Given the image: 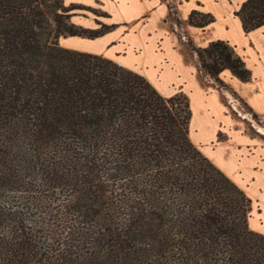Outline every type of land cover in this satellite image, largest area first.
<instances>
[{"label":"trees","instance_id":"obj_1","mask_svg":"<svg viewBox=\"0 0 264 264\" xmlns=\"http://www.w3.org/2000/svg\"><path fill=\"white\" fill-rule=\"evenodd\" d=\"M73 9L88 10L0 0V264H264L251 200L189 138L188 99L61 47L112 28H77ZM233 15L244 33L264 26V0ZM188 46L217 84L250 79L227 42Z\"/></svg>","mask_w":264,"mask_h":264},{"label":"crops","instance_id":"obj_2","mask_svg":"<svg viewBox=\"0 0 264 264\" xmlns=\"http://www.w3.org/2000/svg\"><path fill=\"white\" fill-rule=\"evenodd\" d=\"M244 1L63 0L65 7L88 9L70 12L69 23L75 27L112 28L94 39L61 37L59 45L110 59L143 76L165 98L187 95L191 142L249 197L248 227L260 233L264 232V26L243 32L233 13ZM193 10L210 14L214 21L203 28L190 26L187 20ZM182 40L194 48L227 42L250 79L241 81L224 70L218 75L222 85L217 84ZM247 124L256 133L247 131ZM220 147L223 150L216 153Z\"/></svg>","mask_w":264,"mask_h":264},{"label":"rangeland","instance_id":"obj_3","mask_svg":"<svg viewBox=\"0 0 264 264\" xmlns=\"http://www.w3.org/2000/svg\"><path fill=\"white\" fill-rule=\"evenodd\" d=\"M222 7H220V10L222 11V9H221ZM183 41V40H182ZM183 43H185V44H188V40H185V41H183ZM186 50H187V52L190 54L191 53V49H190V47L189 46H187L186 45ZM182 95V94H181ZM182 96H184V97H186L187 99H188V97H187V95H182ZM224 105H225V107H227V108H229L230 109V107H229V105L225 102L224 103ZM194 114H195V110H193L192 111ZM233 114H234V116L236 117V113H234L233 112ZM245 129L247 130V131H252L253 133H256L255 131H254V129L252 128V127H250L248 124L245 126ZM252 132H250V133H252ZM192 133H193V131H192ZM194 134V133H193ZM218 151L216 152V153H218L219 151L221 152L223 149H222V147H220V148H218L217 149ZM219 152V153H220ZM220 156V155H219ZM221 157V156H220ZM217 160L219 161L220 160V158H217ZM261 234H264V232L263 231H261L260 232Z\"/></svg>","mask_w":264,"mask_h":264}]
</instances>
